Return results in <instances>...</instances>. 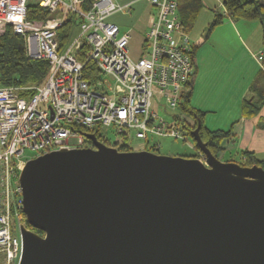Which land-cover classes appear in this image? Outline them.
I'll use <instances>...</instances> for the list:
<instances>
[{
    "label": "water",
    "instance_id": "water-1",
    "mask_svg": "<svg viewBox=\"0 0 264 264\" xmlns=\"http://www.w3.org/2000/svg\"><path fill=\"white\" fill-rule=\"evenodd\" d=\"M149 150L60 148L18 174V264H264V168Z\"/></svg>",
    "mask_w": 264,
    "mask_h": 264
},
{
    "label": "built area",
    "instance_id": "built-area-1",
    "mask_svg": "<svg viewBox=\"0 0 264 264\" xmlns=\"http://www.w3.org/2000/svg\"><path fill=\"white\" fill-rule=\"evenodd\" d=\"M28 3H36L49 17L27 19ZM132 3L0 0V32L12 29L23 38L28 57L49 65L38 85L0 82V264H18L21 257L24 223L18 174L27 160L82 147L85 137L79 128L104 135L109 129L116 134L133 131L147 148L160 147L151 143L153 137L184 139L180 118L171 114L168 120L151 108L155 88L165 108L177 109L194 73L192 44L179 17L178 0H148L154 15L137 57L129 52L130 32L107 20ZM69 17H74L77 30L61 45L58 28ZM263 57V51L256 55L259 62ZM87 62L96 70L92 79L85 76ZM197 158L204 162L202 153Z\"/></svg>",
    "mask_w": 264,
    "mask_h": 264
},
{
    "label": "crops",
    "instance_id": "crops-1",
    "mask_svg": "<svg viewBox=\"0 0 264 264\" xmlns=\"http://www.w3.org/2000/svg\"><path fill=\"white\" fill-rule=\"evenodd\" d=\"M201 2L203 7L199 14L207 13L203 32L198 36L192 33L198 14L188 33L194 46L195 63L190 78V105L204 113L206 127L230 130L220 154L227 152L241 159V151L247 150L264 163V102L253 116L241 114L242 102L250 95L251 81L263 69L256 59L263 49L262 26L258 20L225 15L222 0ZM217 13L223 15L221 22L209 32L205 31Z\"/></svg>",
    "mask_w": 264,
    "mask_h": 264
},
{
    "label": "trees",
    "instance_id": "trees-1",
    "mask_svg": "<svg viewBox=\"0 0 264 264\" xmlns=\"http://www.w3.org/2000/svg\"><path fill=\"white\" fill-rule=\"evenodd\" d=\"M222 3L224 6L225 15L229 16L230 18L254 19L260 22L262 26V51L264 52V0H222ZM202 7L203 5L201 0H178V13L186 32L193 28L195 20ZM47 17H49V14L46 10L39 7L36 3H28L26 7L27 19L41 20ZM222 17V14H215L214 18L208 25L207 32H209L215 25L220 23ZM73 24H75L74 17H69L66 18L62 26L58 28V39L61 45L67 41ZM85 50L86 46L82 47L80 51L81 53L78 56L79 59L83 60ZM191 56L194 60V46H192ZM261 63L263 69H261L251 81L249 87L250 95L244 99L241 105V114L246 117L256 114L264 102V57L262 58ZM48 68L49 65L47 61L28 57L26 55L23 38L20 35L15 34L9 27H5V29L0 33L1 84L22 86L38 85L44 80L48 72ZM84 72L87 78L92 79L96 77V70L90 62L85 64ZM191 84L192 80H189L185 84L184 89L180 94V103L178 108L192 119V122H189L187 119H183V121L180 123V126L183 135H189L192 138L195 151L193 154L180 156L198 157L200 155L201 151L197 148L192 137V132L195 129L198 121V134L201 140L205 143L211 153L217 157V155L224 149L222 145L223 142L230 137V130L210 129L204 125V113L190 105L189 96ZM175 117L179 118L177 115ZM79 131L83 134L93 133L98 140L107 143L108 145L116 146L118 150H132L127 144V132L117 133L121 136V140L110 144L108 137L98 130L79 128ZM89 144L91 145V141L85 138L82 147L89 146ZM148 150L153 152L158 150V148L150 145ZM239 164L244 166L256 164L264 168V163L256 159L253 153L247 150L241 151V159ZM21 217L22 222L27 224L23 212H21ZM27 225L36 231V233L41 232L40 230L31 227L29 224Z\"/></svg>",
    "mask_w": 264,
    "mask_h": 264
},
{
    "label": "rangeland",
    "instance_id": "rangeland-1",
    "mask_svg": "<svg viewBox=\"0 0 264 264\" xmlns=\"http://www.w3.org/2000/svg\"><path fill=\"white\" fill-rule=\"evenodd\" d=\"M131 1H133V3L129 7H126L123 10H119L112 13L107 18V20L116 23L119 26L120 31L130 32V39L128 44L129 52L132 57H137L139 55L140 50L142 49V46H144L143 45L144 31L149 26L148 22L152 14L154 13V8L148 3V0H115V3H117L118 5H124L125 3ZM206 15L207 13H205L204 11H201V13L199 14L197 19V24L192 31V33L195 34V36H198L203 32L202 31L203 22L205 23L204 20L206 18ZM207 28L208 27L205 28V31H207ZM76 30H77V26L73 24L71 35H74ZM187 33H189V31ZM151 108L158 116H161L168 120L171 119V114L172 115L175 114L181 119V121H183V119H187L189 122H192L190 116L183 113L179 108L174 110L165 108L164 100L162 96L156 93L155 88L153 89ZM223 130H227V128ZM105 135L106 137H108L110 144H112L115 141L121 140V136L119 134L114 133L111 129L107 130L105 132ZM150 140L151 143L152 142L159 143L160 147L158 148V150L153 151L158 154L170 155V156L190 155L193 154L195 151L193 140L189 135L185 136L184 139L173 138V137H153L150 138ZM69 141L74 142L73 139H70ZM127 144L131 147L133 151L145 150L144 149L145 147L148 150L147 144L143 140L136 138L133 131H130L128 133ZM89 146L91 145L89 144ZM223 154L224 155L219 153L217 155V158H219V160L221 161L232 160L237 163H239L240 161V158L234 154L230 155L227 152Z\"/></svg>",
    "mask_w": 264,
    "mask_h": 264
},
{
    "label": "flooded vegetation",
    "instance_id": "flooded-vegetation-1",
    "mask_svg": "<svg viewBox=\"0 0 264 264\" xmlns=\"http://www.w3.org/2000/svg\"><path fill=\"white\" fill-rule=\"evenodd\" d=\"M23 226H25V228H27V229H30V230H32V231H34L33 229H31L30 227H28V225L27 224H23ZM34 232H36V231H34ZM39 234H41L42 235V233L41 232H38Z\"/></svg>",
    "mask_w": 264,
    "mask_h": 264
}]
</instances>
